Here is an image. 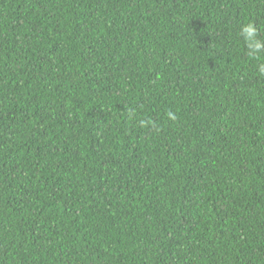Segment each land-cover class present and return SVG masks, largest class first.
Listing matches in <instances>:
<instances>
[{
	"label": "trees",
	"instance_id": "1",
	"mask_svg": "<svg viewBox=\"0 0 264 264\" xmlns=\"http://www.w3.org/2000/svg\"><path fill=\"white\" fill-rule=\"evenodd\" d=\"M248 23L264 0H0V264H264Z\"/></svg>",
	"mask_w": 264,
	"mask_h": 264
},
{
	"label": "clouds",
	"instance_id": "2",
	"mask_svg": "<svg viewBox=\"0 0 264 264\" xmlns=\"http://www.w3.org/2000/svg\"><path fill=\"white\" fill-rule=\"evenodd\" d=\"M243 35L245 39L249 42V47L251 49L250 54H256L261 50H264V41L257 39V29L252 23H248L242 27ZM261 71H264V67L261 68ZM171 118L175 117L169 113Z\"/></svg>",
	"mask_w": 264,
	"mask_h": 264
}]
</instances>
